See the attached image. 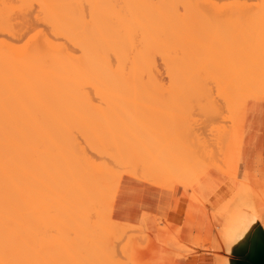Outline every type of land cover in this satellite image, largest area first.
I'll list each match as a JSON object with an SVG mask.
<instances>
[{"label": "bare ground", "instance_id": "6f19581e", "mask_svg": "<svg viewBox=\"0 0 264 264\" xmlns=\"http://www.w3.org/2000/svg\"><path fill=\"white\" fill-rule=\"evenodd\" d=\"M186 99L264 101V0H0V264L119 263L115 166L166 188L202 175ZM241 215L234 243L254 231Z\"/></svg>", "mask_w": 264, "mask_h": 264}, {"label": "rangeland", "instance_id": "374dc122", "mask_svg": "<svg viewBox=\"0 0 264 264\" xmlns=\"http://www.w3.org/2000/svg\"><path fill=\"white\" fill-rule=\"evenodd\" d=\"M217 25L221 26L218 23ZM158 62L161 64L160 59ZM161 76L166 82L164 85L169 86L170 83L167 82L168 74L164 72ZM164 85L163 87H165ZM163 87H161L163 92L168 91L167 93H169L170 90H172V85L169 86L171 87L169 89H165L166 87ZM169 94L164 93L165 96H168ZM167 100L165 101L166 105L173 107V105L169 104L170 102H167ZM186 101L183 100L181 104L182 108H188L189 106L192 107V103H194V105L197 104L194 100V102H192L191 105L188 104L187 107L189 100L187 102ZM249 101L253 100H242L240 102L238 99L234 100V102L220 101V106H218L220 111L216 110L220 113L218 114V112L214 111L216 115L218 114L217 116H215V114L214 116L206 115L207 113L212 114L213 112L205 110L206 113H203L204 107L201 106V108L203 107L202 111L199 109L200 105L197 104L196 106H193L192 109L195 107V110L198 111L196 112L195 110H191L187 114L189 116L188 119L186 120L185 118L182 120L185 122L181 121L182 123H186L185 126H187V124L188 126L190 125L188 135L190 134V138L194 137L193 140L198 139L200 131L203 133L201 135L204 136V140L201 135L198 139L200 140V138H202L203 142L197 140V143V141L194 140L195 142L193 143L196 144V146L192 143V138L191 143H189L191 147H195L194 149H196V151H194L197 154L194 151L190 152L191 149L189 150V148L191 147H189V144H186V142H190L188 135H186V141L184 140L185 143L183 144V147L185 148L186 146V149H188H184L186 150V153L188 151L193 154L195 153L192 155L188 152L190 154L188 157L192 158L193 156L197 157L199 155L201 160L203 159L201 162V168H204H202L204 171L201 169L202 175L197 179L195 186H186L184 183L185 186L190 190V202L187 210V224L189 226L188 232L182 233L179 229L173 230L170 228L169 224L162 216L166 206H161L159 208V214L156 216L157 226L153 230L148 229L143 219V216L146 214L145 211H142V215L139 217L133 213V211L140 209L141 201L145 197L149 196L147 193L148 191L145 189L146 187L151 188L153 191L152 196L149 197L154 201H158L168 198L170 191L175 186L184 185L182 184L184 181H182L181 184L180 181L174 186L166 188L157 185L155 180L150 179L151 177L155 178V176L146 178L145 176H139L141 173L138 172L133 175V171H125V169H129L128 166H123V169L122 165H114L115 167L119 168L117 173L124 170L122 173H120V179L118 178L119 174L116 177L117 179L115 178L116 181L119 179L117 187L120 189L123 195L115 202L114 205H111L110 200L108 201V199L106 201L107 203L105 204H110L109 208L111 210V216L116 222L117 229L121 230V236L117 238L114 243L115 256L119 261V263L116 262L117 264H143L144 261H148L149 264H224V262L229 264V258L233 256L228 248H230V245L235 244L233 240H231V243H229V238L233 236L234 232L239 226L235 217L237 213H242L241 217L247 220L246 224H249L248 226L252 225L255 227L257 224L261 223L262 227L264 228V180H260L255 173L245 174V172L240 171L237 160L239 159L238 154L240 155V146L242 145L244 133V120L247 104ZM154 103L155 104L153 105L152 103H145V106L149 110L151 109L154 111V113H149V111L147 112L146 110L144 112L146 115L150 114L151 117L157 116V112L161 104L155 101ZM152 108L158 110L155 111ZM165 108H168L169 110L168 106ZM166 109L162 110V114L166 111ZM189 109L191 108L189 107ZM170 111H176V108L173 107ZM194 112L196 113L194 114ZM190 113L191 115H189ZM193 114L196 117H190ZM202 117L203 119L200 120ZM198 119L199 123L197 122ZM191 120L195 121L192 122ZM176 123L182 124L176 120H173L168 124H164L163 126H166V128H164L165 133L164 130H162V136L159 133L156 136L157 140L161 142V137L164 138V134L165 139L162 141L167 142V130L176 126ZM194 124H197L198 126ZM180 130L182 131L181 133H184L183 127H180ZM180 130L178 129L177 131L180 132ZM194 130H197L198 133H196ZM190 132L193 133L191 134ZM178 134L180 136V133ZM166 142L163 143L167 144ZM199 144L204 146L200 145L202 148L199 149ZM209 144H212V148L209 146ZM164 146L165 145L162 144L161 150L156 151V153L159 152V155H162L173 147V145H169L168 143L167 146H165L166 150L164 151ZM206 150L208 157L205 155ZM92 152L93 151H91L90 154ZM146 153L147 155L149 154V156H147L148 160L153 161L154 159L150 156V152L148 153L147 151ZM186 153H184V156L182 154V159L184 160L187 159ZM201 153L202 155H200ZM92 154L95 153L93 152ZM97 155L99 154L96 153L95 157L93 156L94 159H97L96 157H99V160L100 157L101 159L104 158L101 155ZM229 156L232 158V160L228 158ZM105 158L108 157L105 156ZM105 158L104 160H100V163L101 161L106 162L107 159L105 160ZM208 158L212 160V162L209 161ZM227 158L229 159L228 161ZM97 162L99 163V161ZM110 162L111 160L108 162L109 164H107L109 167L112 165V162ZM209 163L210 165L211 163L213 165L210 166ZM226 163L229 167H227ZM241 173L243 174L241 175ZM115 182L112 184L114 185ZM236 189L237 192L235 193ZM105 209H107V207ZM95 217L97 218V216L94 214V216L91 218L92 222L93 218ZM106 224L108 223L106 222ZM71 236L72 234L70 237ZM49 254L52 255V253ZM92 256L94 255L92 254ZM48 258H50V256ZM56 259L59 260L58 258ZM113 262L115 263V261Z\"/></svg>", "mask_w": 264, "mask_h": 264}, {"label": "crops", "instance_id": "0c3cea01", "mask_svg": "<svg viewBox=\"0 0 264 264\" xmlns=\"http://www.w3.org/2000/svg\"><path fill=\"white\" fill-rule=\"evenodd\" d=\"M238 166L240 171L255 173L260 180H264V101L253 100L247 104ZM145 189L148 191V195L152 196V189L147 187ZM149 196L141 201L140 209L133 211L138 217L142 215V211L146 212L143 219L149 230H153L157 226L156 216L159 214V208L166 206L162 216L170 228L179 229L182 233L189 231L187 210L190 202V190L188 187L175 186L168 194V198L163 200L154 201Z\"/></svg>", "mask_w": 264, "mask_h": 264}, {"label": "water", "instance_id": "95a60500", "mask_svg": "<svg viewBox=\"0 0 264 264\" xmlns=\"http://www.w3.org/2000/svg\"><path fill=\"white\" fill-rule=\"evenodd\" d=\"M232 256L229 264H264V228L261 223L245 242H236L228 248Z\"/></svg>", "mask_w": 264, "mask_h": 264}, {"label": "snow or ice", "instance_id": "6c2138e0", "mask_svg": "<svg viewBox=\"0 0 264 264\" xmlns=\"http://www.w3.org/2000/svg\"><path fill=\"white\" fill-rule=\"evenodd\" d=\"M31 39V37H30ZM123 195V193L120 191V189L117 187L115 189V193L113 197H110V204L114 205L115 202ZM243 227H247V224H244ZM243 227L241 228V231H243ZM238 235V234H237ZM236 237H230L229 238V243H231L232 239H235ZM143 264H149L148 261H144ZM224 264H227V262H224Z\"/></svg>", "mask_w": 264, "mask_h": 264}]
</instances>
